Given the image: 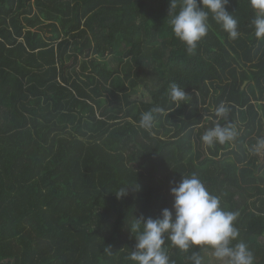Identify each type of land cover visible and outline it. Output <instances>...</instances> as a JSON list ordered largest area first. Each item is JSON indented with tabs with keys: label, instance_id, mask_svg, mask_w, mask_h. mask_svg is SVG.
<instances>
[{
	"label": "trees",
	"instance_id": "obj_1",
	"mask_svg": "<svg viewBox=\"0 0 264 264\" xmlns=\"http://www.w3.org/2000/svg\"><path fill=\"white\" fill-rule=\"evenodd\" d=\"M226 10L239 38L210 14L189 54L170 0H0V264H135L131 225L172 209L170 181L193 174L264 264V38L249 0ZM216 123L237 137L204 144ZM164 248L171 264L212 252Z\"/></svg>",
	"mask_w": 264,
	"mask_h": 264
},
{
	"label": "clouds",
	"instance_id": "obj_2",
	"mask_svg": "<svg viewBox=\"0 0 264 264\" xmlns=\"http://www.w3.org/2000/svg\"><path fill=\"white\" fill-rule=\"evenodd\" d=\"M255 12L251 21L257 39L264 38V0H249ZM228 0H170V24L176 38L186 46L192 54L208 33L209 15L220 24L232 40L240 36L238 22L226 10ZM178 9V10H177ZM168 15V16H169ZM169 97L176 104L184 102L190 96L175 82L169 87ZM229 107L221 103L215 109L218 119L227 120ZM164 112L155 107L141 114L139 125L145 130L153 125V113ZM238 135L234 126L216 123L202 136L204 144L212 146L232 142ZM264 149V139H259L254 151ZM170 195L173 197L172 209L164 208L156 218L143 216L136 218L130 227L135 233V248L128 259L135 264H171L164 248L165 240L172 246L187 251L192 246H206L212 249V256L219 264H254V254L243 243L234 246L232 241L239 236L234 226L237 213L225 211L220 207V198L212 195L203 182L193 174L183 177L179 183L170 181ZM126 188L115 193L117 198L127 195ZM189 259L193 264H203V258L193 253Z\"/></svg>",
	"mask_w": 264,
	"mask_h": 264
},
{
	"label": "rangeland",
	"instance_id": "obj_3",
	"mask_svg": "<svg viewBox=\"0 0 264 264\" xmlns=\"http://www.w3.org/2000/svg\"><path fill=\"white\" fill-rule=\"evenodd\" d=\"M204 264H219V262L215 261L212 252H209L205 255Z\"/></svg>",
	"mask_w": 264,
	"mask_h": 264
}]
</instances>
